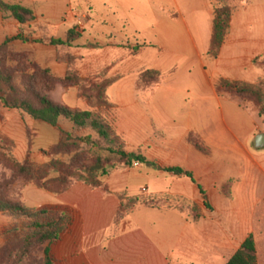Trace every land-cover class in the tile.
Wrapping results in <instances>:
<instances>
[{
    "label": "crops",
    "instance_id": "0c3cea01",
    "mask_svg": "<svg viewBox=\"0 0 264 264\" xmlns=\"http://www.w3.org/2000/svg\"><path fill=\"white\" fill-rule=\"evenodd\" d=\"M2 1L31 9L36 20L25 26L0 20V45L12 33L23 38L32 34L34 41L18 42L36 46L42 45L35 43L40 38L66 40L86 17L74 46L82 55L99 57V64L114 67L115 74L122 73L110 91L119 115L116 130L127 147L131 141L150 162L159 164L157 169H120L105 179L106 187L75 183L65 193L51 195L50 209L68 217L60 240L51 247L55 264H228L250 235L255 237L258 256L254 215L264 200L259 196L264 152L255 147L261 133L258 112L218 92L216 84L219 78L249 81V73L264 76L261 64L254 65L258 57L264 60V0H231L230 29L219 59L212 61L207 57L215 18L210 3L194 12L196 34L175 38L166 23L167 5L172 2L182 13L184 0ZM154 3L166 4V10L155 13V25L138 27L135 18H146L148 6L151 19ZM129 34L140 35V40L131 41ZM139 44L153 47L132 55ZM181 65L188 69L187 79H198L202 90L185 92ZM145 67L164 77L156 88L140 92L135 73ZM200 114L219 116L208 138L197 127ZM191 134L210 149V155L189 143ZM167 168H182L193 174L195 182L176 177ZM123 194L132 198L167 194L195 205L199 218L194 220L191 211L141 206L114 232Z\"/></svg>",
    "mask_w": 264,
    "mask_h": 264
},
{
    "label": "rangeland",
    "instance_id": "374dc122",
    "mask_svg": "<svg viewBox=\"0 0 264 264\" xmlns=\"http://www.w3.org/2000/svg\"><path fill=\"white\" fill-rule=\"evenodd\" d=\"M221 1L232 9L231 0H184L182 4L180 3L184 11L180 13L173 8V4L170 2L169 6L167 5L168 20L166 23L168 29L175 38L182 36L187 38L189 32L195 33L198 27L196 14L194 13L196 8L210 3L215 12L216 6ZM152 7L154 14L151 19L148 15V6L145 9L146 18H135L138 27L144 28L150 24L155 25V13L161 14L163 8L166 10V4L164 5V3H154ZM0 20L2 22L12 21V19L4 17L1 13ZM163 23L165 22L163 21ZM160 29L158 28V30ZM14 34L7 35L0 47L9 39L15 38L17 35ZM149 35L147 34V36ZM31 37H33L32 34L24 38L31 40ZM128 37L131 41H133V38L137 41L140 40V35L138 34H129ZM38 40H48V38H40ZM32 41L34 40L32 39ZM147 47H153V45L139 44L135 51L131 49V54L138 55L141 49ZM210 47L211 40L207 57L211 61L218 60L222 47L217 58L210 56ZM80 51L81 48L77 46L72 48L56 47L49 43H42V45L36 46L34 43L27 44L14 41L9 43V58L6 65L15 75L17 87L22 85L25 76L32 75L38 71H49L55 78L53 88L44 87L43 82L40 83L41 86L39 87L48 99L73 110L91 111L107 120L116 128L119 115L117 105L110 96V91L122 79V73L115 74L114 67L99 64V57L87 54L82 55ZM188 51L189 54H192L191 50L188 49ZM185 52L187 53L186 50ZM263 62L262 57H258L254 65L259 67L261 64V68L264 70ZM185 65H181L182 70L179 75L182 77L180 79L182 84L180 83V85L184 84L185 92L190 90V93H192L202 90L203 85L201 84L200 86L198 79H187L189 74ZM146 71L159 73L155 83L152 84L150 78L145 81L140 79L141 75ZM196 75L198 73L194 71L193 76L196 77ZM135 76V86L140 92L156 88L164 77L159 70L147 67L137 69ZM68 77L72 78L71 83L66 81ZM220 79L240 82L255 88L251 91L257 97L250 95L234 97L238 98L247 109H254L258 112L256 120L261 128V133H264V76L258 77L256 74L249 73L247 76L249 81H236L227 78H219L218 81ZM102 85H108L104 97L107 96L109 105L102 103L100 96L102 91L99 89V86ZM196 120L198 121L197 127L208 138L210 133H212L210 126L218 124L219 116L200 114L196 116ZM149 126L151 127V125ZM88 135H91L95 140L98 139L91 129H79L66 121H62L58 127H52L33 120L21 111L6 109L0 102V185L3 196L14 203L24 205L32 211L50 209L48 206L51 199L50 196L55 194L38 188L28 177L16 173L13 162L23 166H35L38 169L45 167L43 173L47 178L44 182L48 186L53 187V185H57L54 183L55 180H60L64 175L62 170H66L74 164H81L83 167L93 165L91 161L93 153L89 147L80 142L81 138ZM130 142H128L127 150L138 152L137 148L131 145ZM262 151L264 152V149ZM158 167L159 164L156 163L153 168L157 169ZM260 191L261 194L259 196L264 198V179ZM254 216V230L256 231L259 248V263L264 264V200L256 209ZM31 226V222L27 219H20L9 213L0 212V255H6L14 247H19L25 235L30 232ZM27 262L29 264H40L42 262V249L33 250Z\"/></svg>",
    "mask_w": 264,
    "mask_h": 264
},
{
    "label": "trees",
    "instance_id": "16d2710c",
    "mask_svg": "<svg viewBox=\"0 0 264 264\" xmlns=\"http://www.w3.org/2000/svg\"><path fill=\"white\" fill-rule=\"evenodd\" d=\"M0 13L17 21L21 26L33 23L36 20L34 11L22 4H9L0 0ZM232 19V9L221 1L215 8V19L213 23V33L209 54L217 58L219 51L226 39L230 29ZM81 38L78 31H71L67 34L66 40H37L35 43H49L56 47L72 48ZM14 41H26L22 36L9 39L0 47V102L4 108L21 111L33 120L45 123L52 127H58L62 121L71 123L79 129H91L97 136V140L91 135L80 139L83 145L90 148L93 156V165L83 167L81 164H74L68 169H64V175L59 180H55L53 187L48 186L44 180L47 178L43 169L35 166H23L13 162L16 173L28 177V179L38 188L48 190L55 195L65 193L75 183H85L92 188L106 187L105 179L112 173L120 169H133L137 166H156V162H150L141 151L130 152L127 150L125 138L120 135L116 128L104 118H101L91 111H77L59 105L48 99L40 90V83L44 87L53 88L55 78L49 71H38L32 75H27L23 79L20 87L16 86V77L7 67L9 58V43ZM264 61V60H263ZM264 63V62H263ZM159 73L156 71H146L141 75V80L151 79L152 84L157 81ZM67 82H72L68 77ZM43 87V86H42ZM108 85L99 86L101 100L105 105L107 96L104 97ZM216 89L222 94L231 96L250 95L257 97L251 90L255 89L240 82L220 79L216 84ZM246 108V107H245ZM188 141L200 153L210 155V149L204 145L200 138L191 134ZM47 167V166H46ZM73 169V170H72ZM166 172L174 174L176 177H186L193 182L192 173L182 168H167ZM202 194L203 191H202ZM120 209L114 221V232H116L122 221L138 207L149 209H177L185 214L192 212L193 219L199 218L198 208L184 200H177L170 195L138 196L128 197L125 194L120 196ZM208 209L209 205H207ZM0 212L9 213L20 219H27L32 226L30 232L25 235L19 247H14L6 255H0V264H29L27 259L35 249H42V262L40 264H55L51 256V247L60 240L68 223L65 213L45 209L32 211L22 204H17L4 197L0 185ZM228 264H258L257 248L254 235H250L241 249L231 258Z\"/></svg>",
    "mask_w": 264,
    "mask_h": 264
},
{
    "label": "water",
    "instance_id": "95a60500",
    "mask_svg": "<svg viewBox=\"0 0 264 264\" xmlns=\"http://www.w3.org/2000/svg\"><path fill=\"white\" fill-rule=\"evenodd\" d=\"M256 149H264V133H260L255 138Z\"/></svg>",
    "mask_w": 264,
    "mask_h": 264
},
{
    "label": "built area",
    "instance_id": "2783aa9c",
    "mask_svg": "<svg viewBox=\"0 0 264 264\" xmlns=\"http://www.w3.org/2000/svg\"><path fill=\"white\" fill-rule=\"evenodd\" d=\"M85 20H86V17L82 18L79 23H78V27H77V31L80 33L84 30V27H85Z\"/></svg>",
    "mask_w": 264,
    "mask_h": 264
}]
</instances>
